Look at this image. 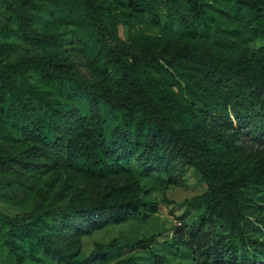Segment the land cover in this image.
<instances>
[{
  "label": "trees",
  "instance_id": "1",
  "mask_svg": "<svg viewBox=\"0 0 264 264\" xmlns=\"http://www.w3.org/2000/svg\"><path fill=\"white\" fill-rule=\"evenodd\" d=\"M169 1L184 2L200 18L206 0ZM211 1L222 6L235 25L237 39H229L225 48L199 51L175 41L133 51L116 39L100 64L103 77L91 80L66 57L57 33L33 27L35 15L28 11L33 0H0V13L18 24L14 34L44 51L9 62L4 52L10 44L0 43V137L7 125H13L16 113L28 157L49 160L58 172L93 178L115 173L121 148L151 168H164L169 158L195 165L205 191L192 202L203 206L206 215L191 229L177 227V242L201 264H257L264 260V232L252 235L248 226L256 225L251 218L264 225V0ZM78 2L86 10L85 32L99 35L102 26L95 7L90 0ZM124 3L134 15L153 16L157 9L154 0ZM48 93L77 104L85 100L87 108L79 111L76 106L72 122L69 107L54 106L48 100H59L45 99ZM101 109L118 120L117 134L107 131ZM35 110L40 117L31 121ZM27 111L29 120L24 117ZM117 140L119 147L113 146ZM10 162L0 155V172L9 171ZM136 186L130 178L127 186L110 185L89 202L71 200L55 207L56 226L65 228L72 240L157 211L156 204L133 194ZM33 214L10 216L0 211V231L11 253L10 240L17 231L27 232L24 222ZM217 220L227 226L226 235L209 230ZM151 244L147 238L127 246L148 249ZM109 246L98 245L82 260L54 245L45 247L65 264H90Z\"/></svg>",
  "mask_w": 264,
  "mask_h": 264
},
{
  "label": "rangeland",
  "instance_id": "2",
  "mask_svg": "<svg viewBox=\"0 0 264 264\" xmlns=\"http://www.w3.org/2000/svg\"><path fill=\"white\" fill-rule=\"evenodd\" d=\"M90 2L95 7L97 23L102 26L98 29L100 34L94 37L85 32L88 19L85 7L78 0H33L28 11L35 15L33 27L40 32L57 33L63 41L66 57L91 80L103 77L100 64L106 57L107 48L116 45V39L125 42L133 51L150 49L159 42L175 41L199 51L219 50L225 48L229 39H237L234 37L235 25L225 16V9L211 0L205 1L200 18L181 1L154 0L157 5L155 18L147 12L132 14L124 0ZM17 26L14 18L0 13V43L7 41L10 44L4 52L9 53L6 60L13 62L20 57L43 53L42 48L28 44L14 34ZM53 97L50 93L45 95V99ZM54 98L59 101H48L59 108L67 105L72 122L76 118V106L79 111L87 108L85 100L77 104L60 95ZM100 112L107 121V131L117 134L120 130L118 120L106 109ZM39 113L35 110L31 121L40 117ZM13 117V125H7L4 137H0V155L11 161L9 171L0 172V211L10 216L34 214L24 222L27 232L17 231L10 240L14 252L11 253L0 231V264H65L46 250L47 244L63 250L75 260L84 259L98 245L110 244L107 251L90 264H201L197 256L179 244L175 237L177 227L191 229L206 215L203 206L192 202L194 196L205 191L204 181L195 165L169 158L170 162L164 168H151L145 166L137 154L121 148L119 166L108 178H93L75 171L58 172L50 168L49 160L33 161L24 153L21 128L16 124L17 114ZM24 117L29 120L30 111L24 113ZM119 145V140L113 143V146ZM130 178L137 185L133 194L156 204L157 211L144 212L137 219L107 225L72 240L65 235V228L56 226L57 219L52 212L55 207L66 206L71 200L89 202L110 185L127 186ZM251 220L256 225H249L248 231L252 235L263 233V223L254 218ZM209 230L217 236L228 233L227 226L218 220ZM147 238L152 240L148 249L127 246ZM248 252L250 261H254L250 248ZM157 256L163 259L159 260Z\"/></svg>",
  "mask_w": 264,
  "mask_h": 264
}]
</instances>
